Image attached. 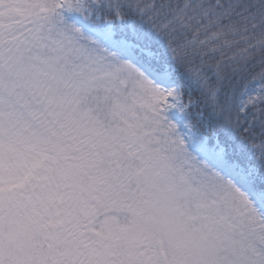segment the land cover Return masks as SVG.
I'll list each match as a JSON object with an SVG mask.
<instances>
[{"label": "snow or ice", "instance_id": "snow-or-ice-1", "mask_svg": "<svg viewBox=\"0 0 264 264\" xmlns=\"http://www.w3.org/2000/svg\"><path fill=\"white\" fill-rule=\"evenodd\" d=\"M0 264H264V0H0Z\"/></svg>", "mask_w": 264, "mask_h": 264}]
</instances>
